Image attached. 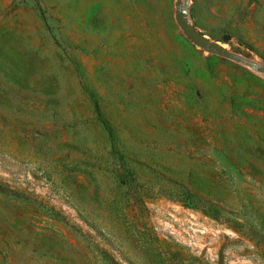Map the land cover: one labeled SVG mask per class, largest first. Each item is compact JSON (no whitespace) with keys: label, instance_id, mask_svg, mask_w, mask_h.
I'll list each match as a JSON object with an SVG mask.
<instances>
[{"label":"rangeland","instance_id":"obj_1","mask_svg":"<svg viewBox=\"0 0 264 264\" xmlns=\"http://www.w3.org/2000/svg\"><path fill=\"white\" fill-rule=\"evenodd\" d=\"M185 2L0 0V264H264V72ZM187 18L264 68V0Z\"/></svg>","mask_w":264,"mask_h":264},{"label":"water","instance_id":"obj_2","mask_svg":"<svg viewBox=\"0 0 264 264\" xmlns=\"http://www.w3.org/2000/svg\"><path fill=\"white\" fill-rule=\"evenodd\" d=\"M188 2L186 0L185 3L179 5L178 9L175 13V19L178 26L184 31L186 36L196 45L205 48L207 50L220 53L226 57L234 58L243 62L250 64L254 68H259L264 72V68L258 66L256 63L252 61H246L240 55L227 51L224 47L220 46L216 41H212L208 39L204 34H202L187 18L188 13Z\"/></svg>","mask_w":264,"mask_h":264},{"label":"trees","instance_id":"obj_3","mask_svg":"<svg viewBox=\"0 0 264 264\" xmlns=\"http://www.w3.org/2000/svg\"><path fill=\"white\" fill-rule=\"evenodd\" d=\"M101 121L108 127L109 130H111L110 126L108 125V122L102 117L100 116ZM182 200L184 201L185 205L187 206H192V207H196V208H202V210L207 211L208 213H212L216 216L220 215V211L219 209L216 207V205L210 203L209 200H205L204 205L205 206H201V204H199L200 199L197 200V198L195 197V195L188 191L185 190L182 194ZM212 206V208H211Z\"/></svg>","mask_w":264,"mask_h":264}]
</instances>
